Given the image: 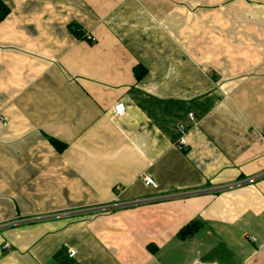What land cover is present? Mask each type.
<instances>
[{
  "label": "crops",
  "instance_id": "0c3cea01",
  "mask_svg": "<svg viewBox=\"0 0 264 264\" xmlns=\"http://www.w3.org/2000/svg\"><path fill=\"white\" fill-rule=\"evenodd\" d=\"M3 1L0 264H264V0Z\"/></svg>",
  "mask_w": 264,
  "mask_h": 264
},
{
  "label": "built area",
  "instance_id": "2783aa9c",
  "mask_svg": "<svg viewBox=\"0 0 264 264\" xmlns=\"http://www.w3.org/2000/svg\"><path fill=\"white\" fill-rule=\"evenodd\" d=\"M80 30L83 31L82 29H80ZM86 37L88 39L93 40V36H91V35H86ZM115 111L120 116L124 115L125 112H126L125 104L123 102L117 103L115 105ZM189 119L195 125L198 123L197 117L195 116V114L193 112L189 113ZM178 129H179V131L181 133V136H180V139L178 140V142L176 143V145H177L178 148H180L182 150H186L189 147V140H188L189 129H188L187 125L184 124V123L179 124ZM260 136L264 139V129L260 132ZM143 180H144L145 184H147V185H149V186H151L153 188H157V186H158L156 181H155V179L152 176H150V175H144L143 176ZM116 188H117V190H119L121 187L117 186ZM154 200H157V197L154 198V199H152V198H150V199H136L135 201L129 203V206L138 205V204H141V203L150 202V201H154ZM113 208H114V206H111V205H103V206L93 207V208L85 209V210H87L88 213L89 212L96 213V212L110 211ZM60 214H61V216H69V215L72 214V212L71 211H63ZM2 227L0 225V229ZM4 246H5V248L10 247V243L6 242ZM75 254H76V250L72 249L71 250V255L73 256Z\"/></svg>",
  "mask_w": 264,
  "mask_h": 264
},
{
  "label": "trees",
  "instance_id": "16d2710c",
  "mask_svg": "<svg viewBox=\"0 0 264 264\" xmlns=\"http://www.w3.org/2000/svg\"><path fill=\"white\" fill-rule=\"evenodd\" d=\"M10 12V7L7 3H5L3 0H0V22L3 21L7 15ZM74 32L79 36V37H83V35L81 34V30L78 27H73ZM146 73V69L142 66H136L135 67V75L137 77V79H140L143 77V75ZM51 142L55 145V147L59 150H63L66 146L65 143L55 139V138H51L50 139ZM202 221L199 219L193 220L191 221L189 224H187L186 226H184L178 236L180 238H188L191 235H193L202 225Z\"/></svg>",
  "mask_w": 264,
  "mask_h": 264
},
{
  "label": "bare ground",
  "instance_id": "6f19581e",
  "mask_svg": "<svg viewBox=\"0 0 264 264\" xmlns=\"http://www.w3.org/2000/svg\"><path fill=\"white\" fill-rule=\"evenodd\" d=\"M260 133V132H259Z\"/></svg>",
  "mask_w": 264,
  "mask_h": 264
}]
</instances>
